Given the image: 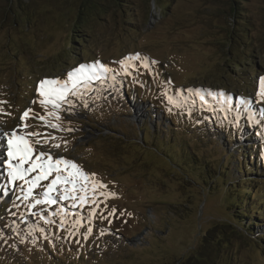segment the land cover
Instances as JSON below:
<instances>
[{"label":"rangeland","instance_id":"1","mask_svg":"<svg viewBox=\"0 0 264 264\" xmlns=\"http://www.w3.org/2000/svg\"><path fill=\"white\" fill-rule=\"evenodd\" d=\"M77 31L82 46L73 43ZM136 54L141 59H129ZM96 61L111 71L69 97L60 120L46 116L59 128L21 121L29 108L46 115L40 81L64 80ZM262 76L264 0H0V101L7 102L0 108L11 114L0 115V264H171L205 234L210 262L264 264L260 215L237 223L250 198L239 188L249 179L259 192L250 204L264 209V173L244 181L234 159L241 148L263 167ZM220 118L229 131L214 122ZM14 130L30 141L37 138L29 132L55 137L35 145L36 154L74 161L116 195L30 208L24 182L10 183L5 164L4 133ZM181 143L195 154L189 160ZM60 207L68 212L63 225L62 215H52ZM50 240L76 251L55 252Z\"/></svg>","mask_w":264,"mask_h":264},{"label":"snow or ice","instance_id":"2","mask_svg":"<svg viewBox=\"0 0 264 264\" xmlns=\"http://www.w3.org/2000/svg\"><path fill=\"white\" fill-rule=\"evenodd\" d=\"M129 59L139 60L141 59L139 54H136ZM121 65L125 64V61H120ZM111 71L104 64L99 61L92 64H81L72 71L67 72L66 79H44L40 81L38 94L41 97L39 104L46 109V115L32 114V109H26L22 113L21 121L27 119H36L43 123V126H50L53 129H57L60 125L51 123L46 119L47 117H53L55 120H60L58 115L63 104L67 103L72 105V100L69 97H76L81 94V88H87L93 81L103 80V74ZM260 89L257 95L261 100H264V76L259 80ZM223 95V93H220ZM204 98L201 96V100ZM36 101H33L35 103ZM171 102V98H170ZM6 101H0V104H5ZM243 103V101H242ZM48 106H51V110H47ZM87 107V104L84 105ZM0 115H11L5 113L0 108ZM25 128L29 125L24 124ZM71 131V129H69ZM6 137L7 150L5 164L8 169V178L10 183L15 184L17 181H23L21 189L24 192V201H33L30 203V208H36L37 205H55L58 200H71L72 207H77V202L80 205L87 204L89 202L99 203L97 197H114L116 194L111 191H103L107 188V185L99 180L95 179V173H86L83 169L77 165L74 161L65 159L63 157L54 158L50 152L40 151L36 154L35 145H40L41 148L49 143V140L55 139L46 133L29 132L27 136L36 137L35 141L26 139L25 136H21L17 131H12L11 134L4 133ZM66 143V142H65ZM51 147L59 148V144H52ZM25 165H29L25 167ZM30 173H37L35 176L29 178ZM50 182L44 185L45 188L41 198L34 196V190L41 186L42 181ZM26 186V187H25ZM92 193V197L89 198L88 193ZM53 193H56V197H53ZM7 195V193H5ZM113 209L109 212V215L113 214ZM36 213H33L35 215ZM95 215V212L92 213ZM52 215H62L61 224L65 222V218L68 212L64 207L58 208L52 213ZM43 218V217H42ZM46 222H49L46 220ZM75 225H80L81 220L76 219ZM92 228L89 227L85 233V238L90 235Z\"/></svg>","mask_w":264,"mask_h":264},{"label":"trees","instance_id":"3","mask_svg":"<svg viewBox=\"0 0 264 264\" xmlns=\"http://www.w3.org/2000/svg\"><path fill=\"white\" fill-rule=\"evenodd\" d=\"M236 12H238V10H237V8H234V10L231 13V18L232 19H236L237 18L236 17ZM80 33H81L80 31L75 32V34H74L75 37L73 38V40H74L73 43L74 44H78L79 46H82V44H85V38L83 36H81ZM204 122H206V120H202L201 122H196V124L197 123L202 124ZM214 122L219 124V125H221V127H224V130H226V131L228 130L229 131V129H227L225 127L226 125H225V122H224L223 118H220V120L214 119ZM228 125H229V127L231 126L230 123H228ZM233 135H235V137ZM169 136H175V134L168 135V137ZM231 136H232L233 139L236 138V131H233ZM158 142H160V140ZM159 144L160 143H158V145ZM183 145H185V144H183ZM187 147H185L183 149L182 143H181L180 152L183 154V157L185 159L189 160L190 155H195V154H194L193 151H189L188 150L189 148H187ZM240 151H241V148H239V153H238L239 156L234 157V159L237 161V165H238L239 170L241 169V172L240 171L237 172L240 175L239 178L241 176H245L244 179H246V180H244V181H247L249 176H252V175H256L257 176L258 175V171H260V170H262V172L264 173V162H263V167H261L262 164H261V166H259V164H257L255 162L254 158L252 156L250 157L249 153H244V154L242 153V155H241ZM259 155L261 156L259 158V161H262L261 160L262 159V154L259 153ZM247 169H250V170H248L249 172H246ZM220 173H222V172H220ZM234 177H236V176H234ZM255 182H257V181L249 179L247 183H250V185L249 184H245L243 189H241V187L239 188V190H240L242 195H248V193H250V198L246 197L244 199L245 202L243 200V204H242V208L243 209H241V208L238 209V212H237V219H238L237 223H238V225L244 226L246 224L247 220L250 223L251 222L250 218L252 217V216L251 217L248 216V215H250V213L252 215H258L259 214L260 215L259 217H261L259 219H262L260 223L264 224V219L262 218V217H264V209L262 207L259 208V204H258V206H256V204H254V203L250 204L251 200H254V199L257 200L258 195H259V192L257 190L255 192L254 191L252 192V189H253L252 185L255 184ZM258 183H260V182L258 181ZM248 187H250V188H248ZM247 199H248V201H247ZM231 205H233V203ZM234 206H237V205L234 204ZM250 209L253 212H251ZM252 226H254V225H252ZM248 227H251V224H247L246 228H248ZM206 235L207 234L202 236L203 241L201 242L199 247L194 252L190 253L185 258L184 257H180L176 262H174V263L172 262L171 264H222V263H218V262H215V261L210 262L209 257H208L209 256L208 253L211 251V247L210 246L209 247L205 246V242L206 241H204V240L207 238ZM50 242L52 243V245H53V247L55 249V252H58L61 249L63 251H67V252H70V253L74 254L75 251H76L75 248H72V247H69V246H67V247L57 246V245L53 244V242L51 240H50ZM49 258L51 259V261L53 263H55L56 259H58L56 256H50Z\"/></svg>","mask_w":264,"mask_h":264},{"label":"bare ground","instance_id":"4","mask_svg":"<svg viewBox=\"0 0 264 264\" xmlns=\"http://www.w3.org/2000/svg\"><path fill=\"white\" fill-rule=\"evenodd\" d=\"M155 21V20H154ZM5 144V143H4Z\"/></svg>","mask_w":264,"mask_h":264}]
</instances>
